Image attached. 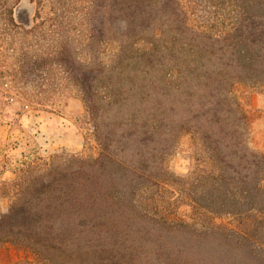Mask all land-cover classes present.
I'll return each mask as SVG.
<instances>
[{"label": "trees", "instance_id": "obj_1", "mask_svg": "<svg viewBox=\"0 0 264 264\" xmlns=\"http://www.w3.org/2000/svg\"><path fill=\"white\" fill-rule=\"evenodd\" d=\"M120 4L126 31L165 13L190 42L195 68H172L165 84L138 85L151 104L123 112L113 88L98 95L92 67L65 64L99 154L54 153L0 182L12 199L0 213V244L47 264H264V153L248 147L247 119L231 96L236 82L264 87V13L247 7L231 30L212 35L179 21L172 0ZM173 53L154 47L141 58L151 68ZM178 131L196 136L203 152L202 165L185 176L162 159ZM176 204L187 207L184 217Z\"/></svg>", "mask_w": 264, "mask_h": 264}, {"label": "rangeland", "instance_id": "obj_2", "mask_svg": "<svg viewBox=\"0 0 264 264\" xmlns=\"http://www.w3.org/2000/svg\"><path fill=\"white\" fill-rule=\"evenodd\" d=\"M172 1L179 21L185 20L194 32L212 35L231 30L234 19L247 7L264 13V0ZM121 8L120 0H0V182L12 179L18 166L46 160L54 153L61 158L98 156L93 121L82 93L69 78L68 62L92 67L98 95L103 97L113 88L123 112L151 104L140 95L138 85L165 84L172 70L195 68L190 42L165 13L147 27L126 31L127 14ZM166 12H171L170 7ZM154 47L164 54L174 53L155 59L150 68L141 52ZM231 96L246 116L248 147L264 153V87L236 82ZM162 159L174 176L188 175L202 165L199 139L178 131ZM11 201L0 184V213ZM174 208L183 217L188 211L181 204ZM0 264L47 263L2 243Z\"/></svg>", "mask_w": 264, "mask_h": 264}]
</instances>
